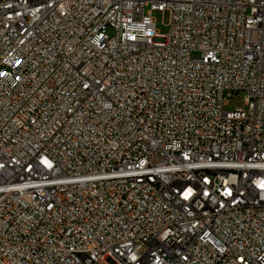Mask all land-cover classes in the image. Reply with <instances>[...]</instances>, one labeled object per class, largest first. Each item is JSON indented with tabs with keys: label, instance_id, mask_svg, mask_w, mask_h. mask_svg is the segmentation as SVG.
<instances>
[{
	"label": "built area",
	"instance_id": "obj_1",
	"mask_svg": "<svg viewBox=\"0 0 264 264\" xmlns=\"http://www.w3.org/2000/svg\"><path fill=\"white\" fill-rule=\"evenodd\" d=\"M0 264H264V0H0Z\"/></svg>",
	"mask_w": 264,
	"mask_h": 264
},
{
	"label": "rangeland",
	"instance_id": "obj_2",
	"mask_svg": "<svg viewBox=\"0 0 264 264\" xmlns=\"http://www.w3.org/2000/svg\"><path fill=\"white\" fill-rule=\"evenodd\" d=\"M154 18L156 20L157 23V31L162 34V35H166L169 32V13H155L154 14ZM109 36H113L114 32L113 30H109L108 32ZM197 56L194 55V58H196ZM244 95L241 94L240 99L237 100H232L229 102V104L225 107V111H234L237 108H244L245 107V103L243 101V97Z\"/></svg>",
	"mask_w": 264,
	"mask_h": 264
}]
</instances>
